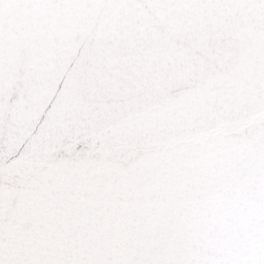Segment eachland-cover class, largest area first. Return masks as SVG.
<instances>
[{"label": "snow or ice", "instance_id": "1", "mask_svg": "<svg viewBox=\"0 0 264 264\" xmlns=\"http://www.w3.org/2000/svg\"><path fill=\"white\" fill-rule=\"evenodd\" d=\"M0 264H264V0H0Z\"/></svg>", "mask_w": 264, "mask_h": 264}]
</instances>
